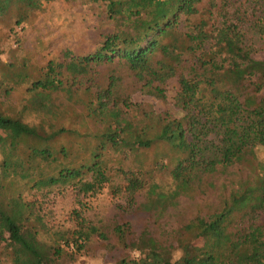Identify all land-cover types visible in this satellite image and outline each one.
Listing matches in <instances>:
<instances>
[{
  "label": "trees",
  "instance_id": "obj_1",
  "mask_svg": "<svg viewBox=\"0 0 264 264\" xmlns=\"http://www.w3.org/2000/svg\"><path fill=\"white\" fill-rule=\"evenodd\" d=\"M53 1L0 0V19L16 11L14 24L18 26ZM202 1L87 0L103 4L114 25L94 53L75 57L63 51V59H50L36 78L30 77L26 65L11 63L4 71L2 96L8 98L22 86H27L29 95L18 109L0 108V127L17 131L13 140L2 143L5 157L0 166V242L9 249L11 264H63L67 247L80 252L92 236H103L89 224L80 203L81 209L71 212L75 229H52L50 243L40 241V233L49 230L35 203L24 201L19 193L5 195L11 179L25 180L37 191L71 187L94 196L109 181L101 159L108 145L133 151L157 143L166 145L173 155L164 164L172 188L160 191L157 185H148L142 174L129 172L121 189L134 206L136 195L145 191L146 199L136 210L151 215L160 233L149 225L137 234L128 225H114L117 244L125 251L115 264H264V161L256 154L257 149L264 150V59L250 57L238 27L226 17L218 26L202 18L192 22L191 17L201 14ZM217 1L221 11L227 10V0H209V10L217 8ZM256 3L264 8V0ZM114 60L126 64L159 99L165 97L166 82L176 77L180 116L161 118L153 138L144 130L134 132L112 105L116 82L111 79L98 95V107L88 110L97 118L111 120L112 125L90 135L98 142L90 163H69V150L53 146V139L69 130L61 127L50 134L43 126L56 114L52 95L68 93L92 66ZM189 60L193 64L188 73H181ZM30 113L39 115V124L24 122L23 116ZM59 156L62 164L53 174L44 175L42 166L54 164ZM217 173L235 176L231 184L222 185L218 204L167 229V222H161L167 211L176 209L180 199L204 194L207 178ZM199 241L204 244L196 248Z\"/></svg>",
  "mask_w": 264,
  "mask_h": 264
},
{
  "label": "rangeland",
  "instance_id": "obj_2",
  "mask_svg": "<svg viewBox=\"0 0 264 264\" xmlns=\"http://www.w3.org/2000/svg\"><path fill=\"white\" fill-rule=\"evenodd\" d=\"M226 6L227 10L221 11L217 1V8L209 10V0H203L198 6L201 14L191 17V21L202 18L208 20L210 26H218L223 17H226L238 27L242 45L250 57L263 60L264 8L256 0H227ZM15 13L17 12L0 19V80L11 63L19 67L26 65L30 77L36 78L40 68L50 59L62 60L63 51H68L75 57L91 55L99 47L103 37L114 29V25L105 15L104 5L89 3L87 0L53 1L18 26L14 24ZM192 64L189 60L180 72L188 73ZM111 79L116 82L112 105L122 112L123 119L132 125L134 132L144 130L148 137L153 138L160 127L161 118L180 116L176 105V77L166 82L163 86L165 97L159 99L152 96L149 89L137 81L128 66L119 60L92 66L89 73L79 78L68 93L61 91L52 95L57 107L56 114L55 117L46 119L43 124L46 132L50 134L61 127L69 130V133L53 139L54 147L69 150L70 157L67 162L90 163L92 152L98 146V142L90 135L101 133L112 125L111 120L105 117L102 119L100 116L97 118L88 110L89 107H98V95L108 88ZM26 87L14 90L8 98L2 96L0 91V108L18 109L29 97ZM23 120L30 125L40 123L39 115L34 113L25 114ZM16 134L14 129L0 127V166L5 157L2 143L5 139L13 140ZM213 143H217V140ZM256 154L264 161L263 149H257ZM172 156L162 143L133 151L128 148L117 150L108 145L101 159L105 163L109 181L99 194L85 196L71 187H55L49 192L44 189L37 191L25 180L11 179L12 184L5 195L19 193L24 201L36 204L38 213L49 230L48 233L42 232L39 235V240L44 243H50L52 229L71 231L76 228L71 212L81 209L82 203L85 218L103 236H92L80 252H75L72 245L67 247L68 256L63 258V264H115L125 255V251L117 244L112 232L114 225H128L134 234L149 225L155 233H160L157 225H153L154 219L151 215L136 210V206L146 199L145 191L136 195L135 206L129 203L127 194L121 189L125 184L124 175L129 172L140 176L142 174L148 185L154 184L160 191H168L172 188V181L169 168L164 164H168ZM62 162L63 159L59 156L54 164L42 166L41 172L44 175L53 174L56 166H60ZM234 180L235 176L219 173L207 178L204 194H197L192 199H180L178 207L168 210V215L161 222H167V229H174L199 212L207 213L218 204L222 185H229ZM209 184L212 188L207 186ZM203 244V241H199L196 248ZM132 256L137 254L132 252ZM10 260L9 249L4 242H0V264H11Z\"/></svg>",
  "mask_w": 264,
  "mask_h": 264
}]
</instances>
